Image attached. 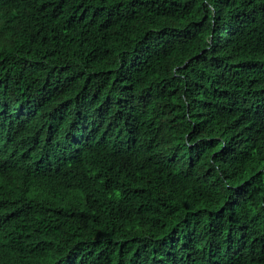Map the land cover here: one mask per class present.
<instances>
[{
    "label": "trees",
    "instance_id": "trees-1",
    "mask_svg": "<svg viewBox=\"0 0 264 264\" xmlns=\"http://www.w3.org/2000/svg\"><path fill=\"white\" fill-rule=\"evenodd\" d=\"M0 264H264V0H0Z\"/></svg>",
    "mask_w": 264,
    "mask_h": 264
}]
</instances>
